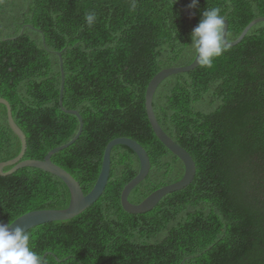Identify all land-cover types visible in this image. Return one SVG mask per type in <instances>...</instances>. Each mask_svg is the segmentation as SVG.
<instances>
[{
	"label": "trees",
	"instance_id": "obj_1",
	"mask_svg": "<svg viewBox=\"0 0 264 264\" xmlns=\"http://www.w3.org/2000/svg\"><path fill=\"white\" fill-rule=\"evenodd\" d=\"M191 2L0 0V99L25 135L23 160L41 161L70 142L79 123L62 109L73 110L82 133L51 162L84 195L99 176L105 146L117 138L137 142L149 158L130 203L179 181L181 161L158 141L146 116L148 83L163 69L193 62L190 33L204 10L219 9L228 42L264 18V0H198L189 8ZM152 109L162 131L190 155L192 182L145 214H127L120 194L139 162L130 149L115 146L101 196L70 220L27 230L32 250L47 264H264V22L210 66L164 79ZM19 152L0 105V163ZM18 176L22 186L6 188ZM68 202L66 186L49 173L22 168L0 176V223L65 209Z\"/></svg>",
	"mask_w": 264,
	"mask_h": 264
},
{
	"label": "water",
	"instance_id": "obj_2",
	"mask_svg": "<svg viewBox=\"0 0 264 264\" xmlns=\"http://www.w3.org/2000/svg\"><path fill=\"white\" fill-rule=\"evenodd\" d=\"M187 12V11H186ZM191 19V17H190ZM192 20V19H191ZM264 22V18H258L251 21L241 32L239 37L233 41L228 42L226 40V32H227V21L225 20V26L223 29V39L225 42V47H233L237 45L247 34L249 29L257 23ZM195 25L193 24V28ZM59 56V54H58ZM198 63L194 59L193 62L185 67L178 68H167L158 72L148 83L145 94H144V106L145 112L150 124V127L158 139V141L175 157H177L184 168L183 175L181 179L173 184L164 186L160 189L155 190L150 195H148L144 200H142L139 204H132L128 201V195L130 192L139 185L148 175L150 169L149 158L144 149L135 141L128 138H117L111 140L104 149L101 169L99 176L95 182L93 188L84 195L81 191V188L78 182L65 170L60 168L59 166L53 164L51 162V157L71 146L81 135L83 129V121L80 115L73 110H64L62 109V94L64 87V74L62 68L61 59L59 61V69H60V90H59V106L60 108L67 114L73 115L77 118L79 127L78 131L75 134L74 138L57 148L49 151L43 158V160H23V156L26 149V141L25 135L22 131L17 127V125L13 122L11 116V110L9 104L4 99H0V105H3L6 109V120L8 127L12 131V133L18 138L20 142V152L19 154L13 158L12 160L0 163V176H7L19 169L22 168H35L41 170L43 172L49 173L57 177L67 188L69 194V202L65 209L60 210H36L25 213L18 218H16L12 223V227L20 226L26 230L34 228L36 226L52 223V222H60L70 220L77 215L84 212L87 208H89L96 200L101 196L104 191V188L107 184L109 178L110 171V153L113 147L115 146H124L130 149L137 157L139 162V170L137 175L130 180L122 189L120 194V205L122 210L130 215H140L145 214L151 211L160 200L168 194L175 193L186 188L193 180L195 175V165L190 157V155L179 145L172 141L160 128L158 125L153 109H152V99L156 88L159 84L166 79L167 77L175 74L186 73L194 70L198 67ZM11 167V169L7 173H3V168Z\"/></svg>",
	"mask_w": 264,
	"mask_h": 264
},
{
	"label": "clouds",
	"instance_id": "obj_3",
	"mask_svg": "<svg viewBox=\"0 0 264 264\" xmlns=\"http://www.w3.org/2000/svg\"><path fill=\"white\" fill-rule=\"evenodd\" d=\"M135 5H133L134 7ZM198 0H192L189 8H196ZM94 16L88 14L86 21L91 24ZM225 20L219 9L204 10L201 19L190 33L192 55L198 64L210 66L225 50L223 29ZM0 264H47L46 259L30 247L27 230L12 227V223H0Z\"/></svg>",
	"mask_w": 264,
	"mask_h": 264
},
{
	"label": "flooded vegetation",
	"instance_id": "obj_4",
	"mask_svg": "<svg viewBox=\"0 0 264 264\" xmlns=\"http://www.w3.org/2000/svg\"><path fill=\"white\" fill-rule=\"evenodd\" d=\"M9 170H6L4 171V168H3V173H7ZM15 173V172H14ZM13 174V173H12ZM12 174L10 175H7V176H2V177H8V176H11ZM18 180L15 182V184L13 183V181L10 182V185L9 186H6V188L10 189V190H17L18 187H21L22 186V178L20 176L17 177ZM60 190V188H58ZM259 189H257L258 191ZM256 191V192H257ZM262 191V186L259 190V193ZM264 207V203L261 205V208Z\"/></svg>",
	"mask_w": 264,
	"mask_h": 264
}]
</instances>
